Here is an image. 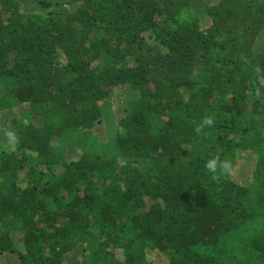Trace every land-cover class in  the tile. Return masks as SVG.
Listing matches in <instances>:
<instances>
[{"label": "trees", "instance_id": "trees-1", "mask_svg": "<svg viewBox=\"0 0 264 264\" xmlns=\"http://www.w3.org/2000/svg\"><path fill=\"white\" fill-rule=\"evenodd\" d=\"M261 81L264 0H0V264H264Z\"/></svg>", "mask_w": 264, "mask_h": 264}, {"label": "clouds", "instance_id": "clouds-1", "mask_svg": "<svg viewBox=\"0 0 264 264\" xmlns=\"http://www.w3.org/2000/svg\"><path fill=\"white\" fill-rule=\"evenodd\" d=\"M262 84H264V81H261ZM257 95H260L259 89L257 90ZM214 123L213 119L211 117L205 118L202 121L201 127L197 128V132H199L201 130V128L203 127H210L212 126ZM6 138H7V143L5 144V148L15 151L16 147L19 145L20 143V139L19 136L17 135V133L14 130H8L5 133ZM206 169L213 174V176L215 177L218 173L221 175H231L232 174V165L230 162L228 161H220L218 158H212L209 159L206 162L205 165Z\"/></svg>", "mask_w": 264, "mask_h": 264}, {"label": "rangeland", "instance_id": "rangeland-1", "mask_svg": "<svg viewBox=\"0 0 264 264\" xmlns=\"http://www.w3.org/2000/svg\"><path fill=\"white\" fill-rule=\"evenodd\" d=\"M193 4L196 6L198 3H193ZM199 15H200V17H201V19H200V23H201L202 25H206V21H205L206 19H204V17H203V15H202L201 12H199ZM28 106H29V105H26V104H25V105L16 106V107H14V108L12 109L10 115H12V116H16V115H18L20 112L26 111L27 108H28ZM105 133H106V132H105ZM100 134H101L100 136L103 137L104 131L100 132ZM252 159H255V157L253 156V154H250V155L248 156V158H247V162L250 160V164H252V162H253ZM239 180H241V179H239ZM148 253H149L148 255H150V252H148ZM152 257H153V261H155L156 263H161V258H159V256H157L156 254H153Z\"/></svg>", "mask_w": 264, "mask_h": 264}]
</instances>
